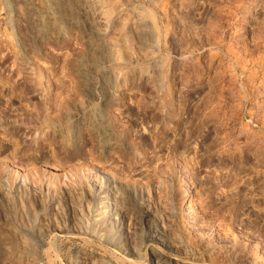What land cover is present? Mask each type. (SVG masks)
<instances>
[{"label": "rangeland", "instance_id": "374dc122", "mask_svg": "<svg viewBox=\"0 0 264 264\" xmlns=\"http://www.w3.org/2000/svg\"><path fill=\"white\" fill-rule=\"evenodd\" d=\"M94 175L130 216L103 236L77 231ZM19 254L264 264V0H0V264Z\"/></svg>", "mask_w": 264, "mask_h": 264}, {"label": "bare ground", "instance_id": "6f19581e", "mask_svg": "<svg viewBox=\"0 0 264 264\" xmlns=\"http://www.w3.org/2000/svg\"><path fill=\"white\" fill-rule=\"evenodd\" d=\"M248 9H249V6H247V10ZM84 74L87 75V73H84ZM96 129H97V131H96L97 132V136L96 137L99 138V140L103 139L101 141H104L105 140V138H104L105 136L103 137V134H102V131H101L102 130V127H99L98 126V128H96ZM83 171H85V170L83 169ZM86 172H84V173H86ZM87 178H88V176H87ZM89 179H90V177H89ZM91 179H92V176H91ZM2 180H5V179H2ZM15 181H14L15 182V185H14L15 191L16 192L17 191H23L22 190V187H23L24 184H26V181H27L26 176H24L23 174H18L15 177ZM43 182H44V184L47 183V188H48L47 190H50V192H51V189H52L51 186H50L51 183H49L47 181V179H44V178H43ZM91 183H92L94 189L93 190H87L84 193V195L83 194L82 195L84 196V199L83 200L85 202V205H86L87 209L91 211V215H92V217H93L94 220L92 221L91 227L86 226V227H83L82 229H79L77 231L80 232V233L86 234L88 236L89 235L95 236L98 233L103 236V235L106 234L103 231L104 227H106V224L110 220H112L113 218H118L119 215L124 216L125 218H127V216H129V214L127 215L126 212H128L129 210L126 209V210H128V211H126L124 209V211H123L121 209L122 206H124V198L125 197H124L123 190L121 189V187L119 185H116L113 182L107 181L106 179L104 180V179H102V177H99V176L98 177L97 176L95 177V175H94V178L91 180ZM63 185H64V183H63ZM187 194H188V190H187ZM51 209H52V211H56L57 210V205L51 206ZM183 210H184V213L187 215V219L189 221H191L192 219L195 218V215L193 213V210H191V207L188 204L184 207ZM57 212H55V213H57ZM141 218H143V221L145 223H147L146 225L150 229V231H149L150 234L158 237L157 233L153 229L154 226L152 225V222L150 220V217L148 215L147 210H144V212L141 215ZM50 229H52L58 235L61 234L60 232H62V230L60 229V226H55L54 228H50ZM105 237H107V236H105ZM24 238L25 237L22 238V236L18 235L17 240H16L17 244L20 245L22 248L23 247L28 248L29 251H30L31 256L35 255L36 252L40 250L39 247H38V245H37V242H32V243H28L27 242V243H25L26 242V238L25 239ZM16 257H17L16 259H19L18 260L19 262L20 261L21 262H24L23 264H35L36 263L34 261L35 257H33L34 259L31 260V262L29 260L25 262V258H22L21 259L20 258L21 257L20 254L17 255ZM32 261H34V262H32ZM93 262H96V261L93 260ZM154 264H167V261L161 255H156L154 257ZM168 264H171V263H168Z\"/></svg>", "mask_w": 264, "mask_h": 264}]
</instances>
